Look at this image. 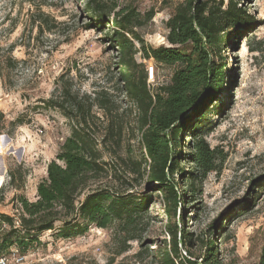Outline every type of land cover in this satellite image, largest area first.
I'll list each match as a JSON object with an SVG mask.
<instances>
[{"label": "trees", "instance_id": "16d2710c", "mask_svg": "<svg viewBox=\"0 0 264 264\" xmlns=\"http://www.w3.org/2000/svg\"><path fill=\"white\" fill-rule=\"evenodd\" d=\"M85 12L87 27L104 33L105 42L116 52V83L122 97L105 87L81 93L70 79L58 78L43 105L68 119L71 132L47 164L36 200L14 197L19 226L14 217L0 215L9 227H0V253L13 245L24 253L40 243L39 235L46 231L68 239L96 226L111 230L116 254L127 252L130 242L137 241L140 249L135 256L140 261L147 251L153 264H224L214 230L194 237L186 229L185 216L179 212L186 200L178 189L188 185L190 190H182L183 194H189L195 205L196 183L220 168L216 149L196 133L198 120L193 119H201L218 101L227 85L223 53L236 34L255 22L239 0L226 4L224 0H180L165 22L167 43L153 47L141 30L155 16L154 10L141 13L131 4L85 0ZM41 19L49 25L47 15L42 13ZM137 55L152 58L159 67H172L169 81L151 87L146 64ZM187 129L193 138L187 157L192 171L183 174L179 165ZM9 178L14 186L16 169L9 170ZM141 184L150 192L138 188ZM154 190L163 202L166 237L151 248L154 242L145 241L140 227ZM254 264H264V246Z\"/></svg>", "mask_w": 264, "mask_h": 264}, {"label": "rangeland", "instance_id": "374dc122", "mask_svg": "<svg viewBox=\"0 0 264 264\" xmlns=\"http://www.w3.org/2000/svg\"><path fill=\"white\" fill-rule=\"evenodd\" d=\"M112 1L131 4L141 13L154 10L141 34L150 46L167 43L165 22L180 0ZM239 1L255 24L233 37L223 53L227 85L204 116L193 119L198 120L196 133L216 149L220 168L196 183L195 205L189 194H183L190 190L188 185L178 189L186 200L179 211L186 229L194 237L214 230L224 264H254L264 246V0ZM42 13L49 25L43 23ZM88 22L85 0H0V215L14 221L18 219L14 197L36 200L47 164L71 132L68 119L43 105L58 78L70 79L81 93L105 87L122 97L116 83V52L105 42L104 33L89 29ZM138 60L146 64L151 87L169 81L172 67H159L152 58ZM189 134L187 129L180 155L183 174L192 171L187 158L193 142ZM10 169L18 172V189L10 183ZM145 187L149 193L145 184L138 188ZM151 193L140 231L154 248L166 237V217L160 194ZM0 227L9 229L1 220ZM55 233L40 234V243L24 253L15 245L8 251L17 248L27 257L24 264H153L147 251L141 261L135 256L140 249L137 241L130 242L127 252L116 254L111 230L90 226L86 233L68 239Z\"/></svg>", "mask_w": 264, "mask_h": 264}, {"label": "built area", "instance_id": "2783aa9c", "mask_svg": "<svg viewBox=\"0 0 264 264\" xmlns=\"http://www.w3.org/2000/svg\"><path fill=\"white\" fill-rule=\"evenodd\" d=\"M14 224L15 226H19V220H15ZM16 249H11L10 251L7 250L0 253V264H24L27 257Z\"/></svg>", "mask_w": 264, "mask_h": 264}]
</instances>
